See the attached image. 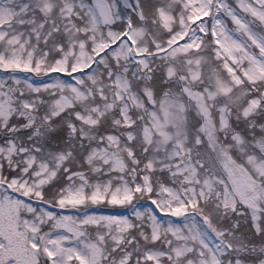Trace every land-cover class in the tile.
<instances>
[{
  "label": "snow or ice",
  "instance_id": "6c2138e0",
  "mask_svg": "<svg viewBox=\"0 0 264 264\" xmlns=\"http://www.w3.org/2000/svg\"><path fill=\"white\" fill-rule=\"evenodd\" d=\"M0 264H264V0H0Z\"/></svg>",
  "mask_w": 264,
  "mask_h": 264
}]
</instances>
